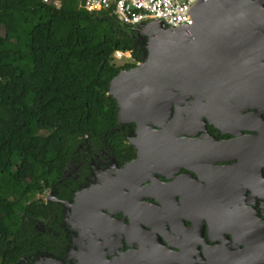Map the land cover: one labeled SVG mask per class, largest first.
Returning a JSON list of instances; mask_svg holds the SVG:
<instances>
[{
  "label": "flooded vegetation",
  "instance_id": "obj_1",
  "mask_svg": "<svg viewBox=\"0 0 264 264\" xmlns=\"http://www.w3.org/2000/svg\"><path fill=\"white\" fill-rule=\"evenodd\" d=\"M242 70L216 99L195 90L180 105L172 99L154 131L122 124L130 153L101 150L87 186L45 193L61 203L55 250L13 264H264V59ZM104 158L109 168H96ZM83 164L69 162L63 178H79ZM92 186H104L106 200H80Z\"/></svg>",
  "mask_w": 264,
  "mask_h": 264
},
{
  "label": "trees",
  "instance_id": "obj_2",
  "mask_svg": "<svg viewBox=\"0 0 264 264\" xmlns=\"http://www.w3.org/2000/svg\"><path fill=\"white\" fill-rule=\"evenodd\" d=\"M139 35L78 0H0V264L55 250L61 203L36 195L52 189L66 198L87 186L91 157L130 153L109 89L143 60ZM116 51L131 60L118 65ZM78 161L80 177L64 179Z\"/></svg>",
  "mask_w": 264,
  "mask_h": 264
},
{
  "label": "water",
  "instance_id": "obj_3",
  "mask_svg": "<svg viewBox=\"0 0 264 264\" xmlns=\"http://www.w3.org/2000/svg\"><path fill=\"white\" fill-rule=\"evenodd\" d=\"M192 12L191 27L167 28L157 19L136 27L147 37L148 52L110 82L119 122H135L138 131H154L150 123L170 112L172 99L180 105L193 90L198 98L216 99L225 80L232 81L244 67L257 66L264 59V0H199ZM208 104L199 107L204 112ZM188 114L193 123L203 117L200 112ZM103 192L104 186L85 188L79 199L101 195L106 200L108 191ZM82 202L77 200L73 210Z\"/></svg>",
  "mask_w": 264,
  "mask_h": 264
},
{
  "label": "built area",
  "instance_id": "obj_4",
  "mask_svg": "<svg viewBox=\"0 0 264 264\" xmlns=\"http://www.w3.org/2000/svg\"><path fill=\"white\" fill-rule=\"evenodd\" d=\"M60 7L64 0H43ZM199 0H78L80 7L90 12H109L124 24L137 27L157 19L164 27L194 25L193 9ZM128 53V52H126ZM126 53L116 51L115 57Z\"/></svg>",
  "mask_w": 264,
  "mask_h": 264
},
{
  "label": "rangeland",
  "instance_id": "obj_5",
  "mask_svg": "<svg viewBox=\"0 0 264 264\" xmlns=\"http://www.w3.org/2000/svg\"><path fill=\"white\" fill-rule=\"evenodd\" d=\"M139 39H140L142 45H144V47H145V48H144V49H145V50H144V54H143V57H145V56L147 55V52H148V48H147V38L141 33V34L139 35ZM130 56H131V53H130V52H128V53H126V54H124V55H122V56H117V57L115 58V62H116L118 65H122V64H124L125 62L131 60ZM46 58H47V54H43L42 59H43L44 61H46ZM102 77H103V79H105V78H106V75H103ZM76 164H77V163H71V164L69 165V167H68L67 170H70V171H71V169L74 168V167L76 166ZM95 166H96V168H104V169H107V168H109V160L106 161L105 158H104V160L98 159L97 162H96V164H95ZM73 172H74V171H73ZM73 172H72V173H73ZM73 174H74V173H73ZM40 196H42L43 198H45V195H36L34 198H35V199H38Z\"/></svg>",
  "mask_w": 264,
  "mask_h": 264
}]
</instances>
